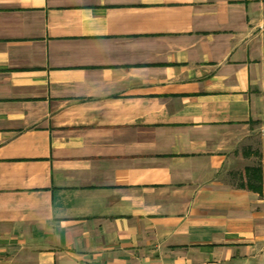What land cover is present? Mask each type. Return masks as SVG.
<instances>
[{
	"label": "crops",
	"instance_id": "0c3cea01",
	"mask_svg": "<svg viewBox=\"0 0 264 264\" xmlns=\"http://www.w3.org/2000/svg\"><path fill=\"white\" fill-rule=\"evenodd\" d=\"M263 122L264 0H0V264H264Z\"/></svg>",
	"mask_w": 264,
	"mask_h": 264
},
{
	"label": "rangeland",
	"instance_id": "374dc122",
	"mask_svg": "<svg viewBox=\"0 0 264 264\" xmlns=\"http://www.w3.org/2000/svg\"><path fill=\"white\" fill-rule=\"evenodd\" d=\"M239 152L237 156L243 161L238 163L231 160L233 169L227 171L231 184L239 189L261 194L264 189V122L257 126ZM255 169L259 171L257 178L252 175V170Z\"/></svg>",
	"mask_w": 264,
	"mask_h": 264
},
{
	"label": "trees",
	"instance_id": "16d2710c",
	"mask_svg": "<svg viewBox=\"0 0 264 264\" xmlns=\"http://www.w3.org/2000/svg\"><path fill=\"white\" fill-rule=\"evenodd\" d=\"M252 175L257 178V176L259 175V171L257 169L252 170Z\"/></svg>",
	"mask_w": 264,
	"mask_h": 264
}]
</instances>
